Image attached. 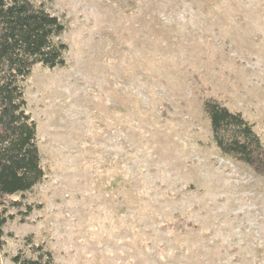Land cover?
I'll return each mask as SVG.
<instances>
[{"label":"rangeland","instance_id":"1","mask_svg":"<svg viewBox=\"0 0 264 264\" xmlns=\"http://www.w3.org/2000/svg\"><path fill=\"white\" fill-rule=\"evenodd\" d=\"M39 1L68 65L22 83L47 175L0 264L28 243L57 264H264V174L219 153L193 84L264 146V0Z\"/></svg>","mask_w":264,"mask_h":264},{"label":"trees","instance_id":"2","mask_svg":"<svg viewBox=\"0 0 264 264\" xmlns=\"http://www.w3.org/2000/svg\"><path fill=\"white\" fill-rule=\"evenodd\" d=\"M65 31L66 25L45 1L0 0V254L10 236L5 226L19 214L24 215L20 222H29L40 208L25 196L47 175L22 83L36 65L67 67L69 46L61 39ZM193 81L219 153L264 174V146L253 124L240 111L230 110L200 76L194 75ZM27 245L29 252L13 256L14 264H57L43 245Z\"/></svg>","mask_w":264,"mask_h":264}]
</instances>
